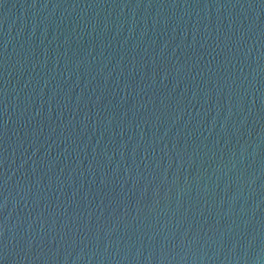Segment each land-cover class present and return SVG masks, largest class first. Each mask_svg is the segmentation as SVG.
<instances>
[{
	"label": "water",
	"instance_id": "obj_1",
	"mask_svg": "<svg viewBox=\"0 0 264 264\" xmlns=\"http://www.w3.org/2000/svg\"><path fill=\"white\" fill-rule=\"evenodd\" d=\"M0 264H264V0H0Z\"/></svg>",
	"mask_w": 264,
	"mask_h": 264
}]
</instances>
